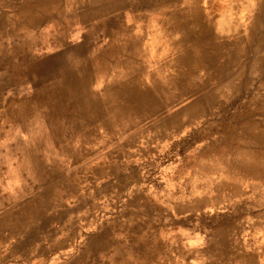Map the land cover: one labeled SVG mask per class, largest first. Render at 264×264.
<instances>
[{"label":"rangeland","instance_id":"rangeland-1","mask_svg":"<svg viewBox=\"0 0 264 264\" xmlns=\"http://www.w3.org/2000/svg\"><path fill=\"white\" fill-rule=\"evenodd\" d=\"M94 1L99 0L85 2L87 25L80 33L69 21L70 0H0V102L5 105L0 106V264H253L255 260L264 264V182H256L237 167L232 148L249 135L248 152L256 158L264 155V143L258 144L257 136L248 131L250 124L264 129V100L258 101L264 97V73L259 68L251 72L249 59L240 90L209 91L205 96L217 97V103L204 101L198 116L181 114L165 125L161 116L136 124L123 117L121 137L110 138L102 129L94 140H85L101 120L108 121L100 108L92 111V117L88 105L104 84L118 77L94 75L95 66L88 65L93 59L80 58L100 45V23L109 16L118 19L117 25L140 18L130 22L135 25L130 34L141 35L145 44L147 39H158L157 49L150 43V50L160 59L177 35L154 20L161 9L166 11L160 18L166 20L183 7L150 0L148 10H116L126 0H102L100 10ZM3 2L10 5V12H2ZM254 2L199 0L198 5L212 23L211 32L226 36L246 18ZM91 18L95 24L89 22ZM31 34L39 41L32 40ZM130 34L123 33L117 40H128ZM69 37L83 41L68 43ZM48 46L54 64L32 62L31 53L46 51ZM13 48L19 57L14 63L21 62V67L15 75L9 71L11 62L2 73V62L15 55ZM66 51L71 62L59 58ZM105 67L102 70L111 69ZM47 69L59 82L53 88L41 83ZM87 69L95 81L84 89L87 99L80 107L87 106L90 117L78 130L70 128L74 107L59 109L54 117L49 97L36 99L27 115L12 120L2 116L20 110L10 107L8 98L35 99L61 86L70 99L71 78L80 79ZM201 76L205 78V72ZM31 84L35 90L25 97L21 88L31 89ZM94 85L103 86L90 88ZM6 88L12 93L4 98ZM187 102L180 100V106ZM28 120L37 128L31 129ZM19 133L27 138H18ZM62 144L76 150L63 155Z\"/></svg>","mask_w":264,"mask_h":264},{"label":"bare ground","instance_id":"bare-ground-1","mask_svg":"<svg viewBox=\"0 0 264 264\" xmlns=\"http://www.w3.org/2000/svg\"><path fill=\"white\" fill-rule=\"evenodd\" d=\"M149 1L150 0L143 1V10L150 9ZM198 1L199 0H185V2H180V0H166V3H171V6L176 7L178 5H183V7L175 9L172 14L170 13L171 18L169 17V19L166 20L160 18L164 15V11H166L161 9L159 12V18L154 20L156 24L159 23L160 26H165L166 29L169 27V29H171L170 32H174L177 35L173 39V44L170 45V48L165 49L167 53L165 52L166 54H163L160 59H155L158 55H154L153 52L151 55V58L153 57L152 60H144L142 55L139 56L143 52L138 50L135 40L141 41L142 36L138 34H130V29L135 28V25L130 22H135L138 18H128L126 21L128 23L117 25L115 22H117L118 19L109 16L104 22L100 23L101 30H103L104 33H107L106 36L108 37L116 36V39H118L119 35L123 33L125 35L130 34L128 40H120L124 45H120V48H115V51L117 52L118 50L127 49L129 47L128 51L134 52V55L139 56L137 59L138 64H136L138 69L134 73L123 76L125 80L127 79L130 81V84L127 83L128 85H125L116 78H113L106 83L107 85L104 84V87L99 90L101 93L98 94V96H93L92 104H89L88 100L85 101L86 105L89 104L88 106H92L90 109L92 117V111L99 108L102 113L105 112L103 115L108 117V121L104 122V118L98 126L95 125L97 128H92L86 134L85 140H94L91 138L96 137L102 129H104L102 131L106 132L110 138L112 136L116 138L121 137L119 136V130L124 121L123 117L127 119L128 117L131 118V123L136 124L137 122L144 120L146 117L161 116L162 119L164 118L163 121L165 125L172 122L181 114L193 117L198 116L203 113L200 107L204 101L208 104L216 102L217 97L205 96L209 91L216 88L221 91H223V89L228 91L237 89L240 90L241 79L245 70L244 64H246L249 59L251 62L249 67L251 72H255L259 68L260 72L264 73V0H255L253 5L250 6L251 8H249L250 11L246 18L231 30L228 29L229 34L226 36H220L217 33L211 32L210 25L212 23L208 18H206V13L201 11L202 9H199ZM226 3L231 4L230 2ZM164 7L166 8V6ZM132 11H135V9ZM21 18H23V16ZM1 19L2 17L0 18V22H2ZM59 25L61 26L60 23ZM61 27L63 28V26ZM166 34L167 32H165V35ZM4 35L7 36L6 33L2 32V36ZM162 40L164 43L165 40ZM158 42L160 43L158 39L151 42L155 44V49L158 47L156 45ZM12 53L17 54L16 48L12 49ZM107 55L111 56L112 54L108 53L106 56ZM8 56L11 57V55ZM249 56H251V58ZM99 57H101L100 54ZM99 57L97 60L93 59L91 62L92 65L90 62L88 65L105 67L109 63L116 64L112 56L110 58L107 57L106 61ZM222 61L224 63H222ZM242 64L243 67L241 68L240 65ZM119 66L128 67L129 65L128 63H125L124 66L123 64H120ZM8 67L10 69L9 71L11 73H15L16 75L18 68L21 67V62H13V66ZM201 72H205V78L201 76ZM93 77L94 75L87 69L85 75H83L80 79L73 80V78H71L70 83L72 84L68 85L70 88L68 92L70 99L67 98V94L60 90L61 86L50 92L44 93L41 97L35 99L8 98V101L6 102L9 103L10 107L16 105L17 109L20 108V110L18 109L15 112L12 109L10 113L2 112V116L12 120L17 116L27 115L29 113L27 110L28 106L34 103L36 99L38 101H42L46 100V98L48 99L49 97V99L51 98L53 101L54 117L59 109L68 108L69 106L74 107V112L70 111L72 113V117L70 118V128H73V130L76 131L81 127L83 119L87 120L90 117L89 108L87 106L84 108L80 106H83L84 100L87 99V95H84L83 92L86 87L91 86ZM169 93H172V95ZM184 98H186V100H190V103L187 102L186 104L180 106V100H183ZM262 100H264V97L258 99V101ZM2 102H0V106H2ZM172 108L174 109L172 110ZM31 111H33L32 108L30 109V113ZM248 131L257 136L256 139L259 142L258 144L264 143V129L258 128L255 124H250ZM249 132L243 131L242 134H248ZM248 137L249 135H245L242 142L239 141L235 145H232V148L235 150L236 163H238L237 167L240 168L246 176H250L258 183H263L264 155L256 158V156L248 152L250 149V145L247 140ZM66 145L67 144H62L63 155L76 150L74 146L70 145L66 148ZM78 149L79 148L77 147V151Z\"/></svg>","mask_w":264,"mask_h":264},{"label":"crops","instance_id":"crops-1","mask_svg":"<svg viewBox=\"0 0 264 264\" xmlns=\"http://www.w3.org/2000/svg\"><path fill=\"white\" fill-rule=\"evenodd\" d=\"M16 1H18V0H16ZM70 1L71 2H70V6L69 7L72 10L70 11L71 12L70 15L68 16L69 17V21L73 24L74 28H79L80 29L79 32L82 33V32L85 31V29L83 30L82 28H85V26L87 25V23H86L87 19H83L84 18L83 14H84V12L86 10V5H87V3L85 4V2H87L88 0H79L80 1L79 4H75V2L78 1V0H70ZM116 1H118V0H116ZM134 1L135 0H126V3L121 5V7L120 6H116V8H114V9H116V10H119V9H122V10H133V9H135V10H143L144 9V5L141 4V3H143L142 0H136L137 2L133 3ZM94 3H95V6L98 9L103 10L102 7L100 6L102 4V0H99L98 2L94 1ZM82 4H83V6H81ZM104 9L107 10V9H112V8H104ZM8 11L9 12L11 11L10 5L7 2H3L2 3V12H8ZM95 21H96V19L94 20V18L93 19L92 18L89 19V22H91V23H93ZM50 24H52V23H50ZM93 24H95V23H93ZM224 30H225V26L223 25L222 26V31H224ZM100 32H102V34H100L99 37H98V42L100 43V45L96 46L97 50L95 52L92 51L89 54H88V51H85L80 58L97 60L98 57H99V54H100L102 60L106 61L107 57L110 58L112 56V58L114 59L116 65H118V66H116L115 68H112V67L106 65L105 68L109 67V68H111L110 70H102V69H104L103 67H98V68L94 67L95 69H92L91 72H93L94 75H98V74H104V75H106V74H116V75L119 76L116 79L126 85L130 81L127 80V79L125 80V78L123 76L131 74V73H134L138 69V67L136 66V64H138L137 63L138 57L141 56V55L142 56L147 55L149 60L152 59L151 58V51L152 50H150L151 49L150 48V43L152 41H150V39H147V43L145 44L144 40H142V41L135 40V44L138 46V50L143 52L139 56H136V55H134L135 54L134 52H130L129 53V51H128L129 47L127 49L118 50L116 52L115 48H120L119 46L120 45H124V44H122L121 41H120L121 42L120 43L119 40L116 39V36H109V37L105 36L104 37V35H103V34H105L104 31L102 30ZM21 34H22V32H21ZM30 37H32V40L39 41V37L38 36H33L31 34ZM48 39L50 40V37H48ZM71 40L72 39L70 37L67 38L68 43H78V42L83 41L81 39V37H79L77 39H73L72 41ZM92 40H94V38H91V40L85 41V42L86 43H90ZM108 53H110L112 55L111 56H108V55L106 56V54H108ZM54 57H55V55L52 54L51 47H49V46H48L46 51H42L41 53H39V52H32L31 53V60L34 63L36 61H39V60H47V63L54 64V59H55ZM8 58H9L8 62L7 61L5 63L2 62V73H3L4 68L7 66V64H11V62H16L19 57H18V54H15V55L12 54L11 57L9 56ZM59 58L61 60H63V61H69V62H71V60H72L71 54L68 51L64 52L63 55H61ZM73 61H75V60H73ZM125 63H128L129 66L125 67L124 66ZM222 63H224V62L222 61ZM120 64H123L124 67H120L119 66ZM46 66H49V65H46ZM31 74H30V76H31V80L30 81H33V75H31ZM42 74L44 76H46V78H43V81L41 80V83L46 84L47 87H49V88L52 87L53 88L55 85L59 84V82H55L56 81V79L54 77L55 74L54 73L51 74V72L48 69H47L46 73H42ZM35 80H36V84H38V78H36ZM101 86L102 85H98V86L96 85L95 87L92 86L90 88H95V89L98 90V89L101 88ZM29 87H30L29 85H26L23 88H21V90L23 91L22 95H25V97H27L28 93L30 94L32 92V90H35V86L32 85V84H31V89H29ZM8 89L6 88V91L2 92V96L3 97L6 96V95H9V96L11 95L12 89L11 88H8ZM3 105L4 104H2V106ZM28 123L31 125V124H33V121L30 122L28 120ZM30 127H31V129H32V127L37 128V124L31 125ZM23 136L25 138H27V136H25L22 133L18 134V138H20V139ZM262 261H264V259ZM261 263H264V262H261ZM253 264H259V261L255 260L253 262Z\"/></svg>","mask_w":264,"mask_h":264}]
</instances>
